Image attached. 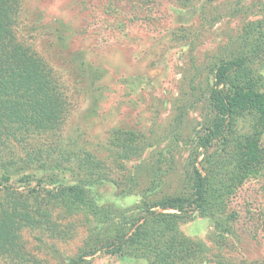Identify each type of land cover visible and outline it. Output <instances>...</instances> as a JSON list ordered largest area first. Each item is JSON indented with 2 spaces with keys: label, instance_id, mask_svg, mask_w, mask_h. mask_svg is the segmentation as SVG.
<instances>
[{
  "label": "rangeland",
  "instance_id": "374dc122",
  "mask_svg": "<svg viewBox=\"0 0 264 264\" xmlns=\"http://www.w3.org/2000/svg\"><path fill=\"white\" fill-rule=\"evenodd\" d=\"M19 1L17 36L51 69L67 105L55 131L9 145L8 187L26 199L22 175L36 191L77 185L97 214L33 193L27 206L41 216L20 230L14 264H152L131 246L80 255L113 237L116 223L144 216L141 202L187 197L193 165L213 196L204 215L178 226L197 250L183 264H264V119L251 171L241 174L231 159L234 137L256 125L255 110L236 115L207 151L196 149L211 117L213 70L250 55L264 32V0ZM249 65L253 91L264 96V55Z\"/></svg>",
  "mask_w": 264,
  "mask_h": 264
},
{
  "label": "trees",
  "instance_id": "16d2710c",
  "mask_svg": "<svg viewBox=\"0 0 264 264\" xmlns=\"http://www.w3.org/2000/svg\"><path fill=\"white\" fill-rule=\"evenodd\" d=\"M19 10V0H0V182L4 186L0 195V259L8 264H14L20 257V230L37 223L41 216L39 209L34 211L27 206L28 198L33 193L44 191L43 200L76 203L87 208L91 214H97L93 203L87 200L84 190L77 185L36 191L29 188L31 175H22L18 180L27 190L26 199L13 194L8 187L13 168V164L9 166L5 161L9 145L55 131L63 120L67 105L51 69L30 45L18 38L16 26ZM252 45L255 46L250 55L242 54L220 61L214 68L206 96L211 117L196 139V149L205 152L219 138L228 136L226 133L234 124L236 115L240 116L245 110H255V127L248 134H239L233 139L236 150L231 162L240 168L241 174L251 171V164L258 159L256 128L263 126L264 119V96L253 91L255 81L251 74L254 72L249 65L264 55V32ZM202 155L200 152L196 159ZM80 161L87 160L80 158ZM36 162L40 163V160L36 159ZM86 166L89 168L88 163ZM190 183L187 197L141 202L144 216L130 223H122L123 226L128 225L129 233L123 231L121 222L116 223L115 228L121 229L116 228L113 237L99 241V247L83 253L80 259L94 256L101 250L113 255L120 254L126 246L134 247V252L151 258L152 264H183L197 259V250L178 226L180 222L190 219L193 213L204 215L205 204L213 192L194 165ZM222 194L219 199L223 201L222 198L228 193L223 191ZM33 199L36 201L38 198L35 196ZM155 208L173 213H154L152 209Z\"/></svg>",
  "mask_w": 264,
  "mask_h": 264
}]
</instances>
